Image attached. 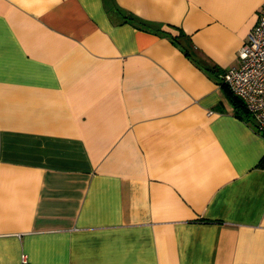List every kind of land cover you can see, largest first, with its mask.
Here are the masks:
<instances>
[{"label":"crops","instance_id":"1","mask_svg":"<svg viewBox=\"0 0 264 264\" xmlns=\"http://www.w3.org/2000/svg\"><path fill=\"white\" fill-rule=\"evenodd\" d=\"M263 1L0 0V264H264V135L219 82Z\"/></svg>","mask_w":264,"mask_h":264},{"label":"built area","instance_id":"2","mask_svg":"<svg viewBox=\"0 0 264 264\" xmlns=\"http://www.w3.org/2000/svg\"><path fill=\"white\" fill-rule=\"evenodd\" d=\"M221 82L242 100L264 135V1L256 24L248 31L239 50V64L227 68ZM19 264H28L26 254L21 255Z\"/></svg>","mask_w":264,"mask_h":264},{"label":"trees","instance_id":"3","mask_svg":"<svg viewBox=\"0 0 264 264\" xmlns=\"http://www.w3.org/2000/svg\"><path fill=\"white\" fill-rule=\"evenodd\" d=\"M129 17L130 19L135 20L133 16H129ZM157 28L160 34L166 35L169 38H171V40L175 42L183 50V52L186 55L190 56V50L192 48V43H191L190 37L184 32V30H182L181 28L172 26V25H167L166 29H163L160 26H157ZM208 68H209V71L213 73H215L218 70L217 67L214 65ZM219 82L222 85L231 103L233 104L234 113L241 118L251 119L252 116L246 109L242 100L236 97L235 95H233L231 91L228 89V87L223 82L221 81ZM258 166L264 167V155L260 158L258 162Z\"/></svg>","mask_w":264,"mask_h":264}]
</instances>
